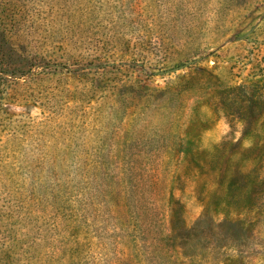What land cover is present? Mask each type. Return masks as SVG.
<instances>
[{
	"label": "rangeland",
	"instance_id": "1",
	"mask_svg": "<svg viewBox=\"0 0 264 264\" xmlns=\"http://www.w3.org/2000/svg\"><path fill=\"white\" fill-rule=\"evenodd\" d=\"M0 264H264V0H0Z\"/></svg>",
	"mask_w": 264,
	"mask_h": 264
}]
</instances>
